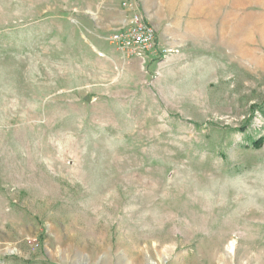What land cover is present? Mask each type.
<instances>
[{
    "label": "rangeland",
    "instance_id": "1",
    "mask_svg": "<svg viewBox=\"0 0 264 264\" xmlns=\"http://www.w3.org/2000/svg\"><path fill=\"white\" fill-rule=\"evenodd\" d=\"M137 1L0 0V264H264V0Z\"/></svg>",
    "mask_w": 264,
    "mask_h": 264
},
{
    "label": "built area",
    "instance_id": "2",
    "mask_svg": "<svg viewBox=\"0 0 264 264\" xmlns=\"http://www.w3.org/2000/svg\"><path fill=\"white\" fill-rule=\"evenodd\" d=\"M137 4V0H123V11L129 13L130 17L109 37V41L114 43L116 49L122 54L133 53L141 56V52L155 46V31L137 13Z\"/></svg>",
    "mask_w": 264,
    "mask_h": 264
},
{
    "label": "crops",
    "instance_id": "3",
    "mask_svg": "<svg viewBox=\"0 0 264 264\" xmlns=\"http://www.w3.org/2000/svg\"><path fill=\"white\" fill-rule=\"evenodd\" d=\"M127 21V19H123V21H121V26Z\"/></svg>",
    "mask_w": 264,
    "mask_h": 264
},
{
    "label": "trees",
    "instance_id": "4",
    "mask_svg": "<svg viewBox=\"0 0 264 264\" xmlns=\"http://www.w3.org/2000/svg\"><path fill=\"white\" fill-rule=\"evenodd\" d=\"M261 143V141H257L255 144H260Z\"/></svg>",
    "mask_w": 264,
    "mask_h": 264
}]
</instances>
